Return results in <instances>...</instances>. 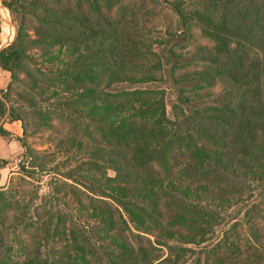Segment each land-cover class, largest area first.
<instances>
[{
  "label": "rangeland",
  "instance_id": "374dc122",
  "mask_svg": "<svg viewBox=\"0 0 264 264\" xmlns=\"http://www.w3.org/2000/svg\"><path fill=\"white\" fill-rule=\"evenodd\" d=\"M37 1L39 6L55 7L50 0ZM111 1L114 3L111 12L103 11L118 22L137 21L138 28L127 30L126 36L139 41L141 50L133 61L132 72L129 73L131 79L116 84L109 79L103 81L100 89L104 94L118 96L130 91H153L148 95L150 99L159 100L163 96L168 117L175 121L182 110L179 108L180 89L201 88L195 94L202 96L204 102H216V109L227 101L225 97L234 93L225 89L223 84L214 88L200 87L204 84L197 73L203 70L205 66L202 63L208 60L205 51L213 50L216 43L198 24L188 23V28L177 13L178 0ZM5 8L3 0H0V51L15 43L18 26L21 25L20 15L15 16L10 10L8 15ZM34 12L41 11L32 9L31 13ZM91 17L94 18V13ZM22 25L37 30L42 23L33 14ZM31 30L29 35L33 40L35 36ZM30 49L26 52L29 56L26 62H22L16 72L17 81H13L11 73L0 72V98L9 96L10 101L22 103L18 98L22 96L35 105L34 109L23 108L26 111L21 112L23 121H12L10 116L5 119L3 127L7 134L0 137V161L5 162V167L0 169V191L7 194L13 206L7 212L6 221L3 220L5 212H2L0 235L5 246L12 249L16 264H27L28 260H33L30 264L37 261L42 264H83L79 260L82 255L76 251L78 247L86 252L87 264H113V251L120 247H126L128 243L137 247L140 243L152 248L157 240L166 246L180 247V264H195L201 259V253L212 248L221 247L217 250L223 254V247L228 243L240 245L245 255L251 256L250 262L256 261L254 257L264 255V168L255 164L263 176L261 181L249 173L243 187L232 191L224 187L226 192L222 197L227 200L219 198L218 194L217 200L211 202L205 185L201 184L203 190H198L196 181L184 169L186 165L183 163L189 161L185 149L181 152L176 150L171 155L175 158L169 166L160 163L154 169L163 183L167 180L178 187L181 184V189H185L187 183V187L192 188L190 195H175L184 200L185 211L166 197L162 211L156 215V219L163 217L167 223L175 218L173 226L161 228L164 231L171 229L173 236L165 238L158 225L150 220L145 224L147 229H137L130 222L127 210L135 213L137 221L142 211L127 209L128 202L122 199L123 195L109 188L113 185L109 178L116 177V172L115 167L109 164L111 146L106 142V127L99 124V121L106 122L105 117L100 111L92 114L89 109L78 105L73 94L66 93L63 85L53 82L63 66L66 67L65 53L54 65H49L45 63L52 60L50 54L46 57L44 54L47 52ZM51 50L57 53L60 48ZM71 63L69 60L68 64ZM41 70L55 75L48 76ZM31 74L39 83H45L47 79L51 81L49 85L45 83L48 87L61 88L63 92L59 91V99L52 95L53 89L41 98L40 90L34 88L35 82L28 80L27 76ZM104 99L109 101L110 98ZM86 163L89 165L85 166ZM181 170L185 173L180 175ZM118 185L123 184L119 182ZM160 186L161 181H158L155 188ZM168 192L171 193L170 190ZM193 206L205 207L202 212L208 214V218L201 211L194 214L200 222L197 232L187 224ZM110 208L118 210L116 219L122 225L112 232L105 230ZM207 221L210 225L206 226ZM191 232L201 240L199 245L191 243ZM156 248L160 249V246ZM157 249L148 262L140 261L138 257L136 261L130 258L127 264H159L154 256H165L168 251L160 249L157 252Z\"/></svg>",
  "mask_w": 264,
  "mask_h": 264
},
{
  "label": "trees",
  "instance_id": "16d2710c",
  "mask_svg": "<svg viewBox=\"0 0 264 264\" xmlns=\"http://www.w3.org/2000/svg\"><path fill=\"white\" fill-rule=\"evenodd\" d=\"M3 2L13 15H20L21 25L18 26L15 43L0 51V72L11 73L13 81H17L16 72L29 57L26 53L29 48L47 52L44 54L46 57L50 54L52 60L45 64L54 65L64 53L67 60L72 61L71 64L66 61V67L63 66L57 73L59 77L53 82L63 85L66 93L73 94L78 105L89 109L92 114L100 111L105 117L106 122L99 121V124L100 127H106V142L111 146L109 164L115 167L116 172V177L109 178L113 183L109 188L123 195L122 199L128 202L127 209L142 211L137 221L135 213L126 209L130 222L137 229H147L148 225L145 224L150 220L158 225L165 238L171 239L173 236L171 229L164 231L161 228L173 226L175 218L167 223L163 217L156 219V215L162 211L161 206L166 197L177 208L185 211L184 200L175 195H190L192 188L187 187V183L185 189H181V184L178 187L167 180L163 183L161 177L157 178L154 169L160 163L169 166L175 158L171 155L176 150L181 152L185 149L189 161L183 163L186 165L184 169L196 181L198 190H203L201 184L205 185V192L211 202L217 200L218 194L219 198L227 200L222 197L226 188L232 191L243 187L249 173L262 180L263 176L256 170L255 164L264 168V0L177 1V13L188 28V23L198 24L208 38L216 43L213 50L205 51L208 60L202 63L205 67L197 73L204 84L200 87L214 88L223 84L225 89L234 93L225 97L227 101L216 109V102H204L202 96L195 94L201 88L195 86L188 91L180 89L179 108L182 110L175 121L168 117L163 96L159 100L150 99L148 95L153 94V91H130L116 96L104 94L100 89L102 82L107 79L114 84L130 80L133 61L141 50L139 41L126 36L127 30L138 28L135 19L122 23L107 17L106 12H111L114 5L111 0H50L55 4L54 8L39 6L37 0ZM32 9L41 12L31 13ZM92 13L94 18L91 17ZM33 14L42 23L37 30L22 25ZM30 30L34 32L33 40L29 35ZM57 47L60 48L59 52L51 50ZM41 71L48 76L55 75ZM42 72L41 75H45ZM27 77L31 83L35 82L34 88L40 90L41 98L51 89L54 90V98L59 99V91L63 92L59 87H48L50 80L45 79L46 85L39 83L32 74ZM8 97L0 98V137L7 134L3 127L5 119L10 116L12 121H23L21 112H26L23 108L35 107L26 97H18L22 103L10 101ZM104 97L110 98L109 101ZM24 148L28 151L27 145L24 144ZM4 167L5 162L0 161V169ZM181 171L180 175L185 173ZM158 181L162 184L159 189L155 188ZM119 182L123 185H118ZM12 207L7 194L0 191V217L5 212L3 220H7V212ZM192 209L187 224L197 232L200 222L194 214L204 211L205 207L193 206ZM107 212L109 217L105 230L112 232L122 225L116 219L118 210L110 208ZM202 213L208 218L207 213ZM211 215L219 216L218 213ZM125 225H128L127 221ZM207 225H210L208 221ZM195 232H191L190 240L192 244L199 245L201 240ZM140 233L150 235L147 232ZM156 242L154 245L151 242L152 248L140 243L137 247L130 243L120 247L118 251H113V264H127L130 258L136 261L138 257L140 261L148 262L156 253L158 245L161 250L166 249L169 255H155L156 262L180 264V247L166 246L160 240ZM223 248V254L216 248L206 250L195 264H212V261L215 264H264V255L254 257L256 261L250 262L251 256L245 255L237 243L225 244ZM76 251L82 255L80 262L87 264L84 257L86 252L79 247ZM12 254V249L5 246L0 235V264H16ZM32 261L28 260L27 264ZM36 264L42 263L37 261Z\"/></svg>",
  "mask_w": 264,
  "mask_h": 264
},
{
  "label": "built area",
  "instance_id": "2783aa9c",
  "mask_svg": "<svg viewBox=\"0 0 264 264\" xmlns=\"http://www.w3.org/2000/svg\"><path fill=\"white\" fill-rule=\"evenodd\" d=\"M5 11L7 12V14L9 15V10L5 8Z\"/></svg>",
  "mask_w": 264,
  "mask_h": 264
}]
</instances>
